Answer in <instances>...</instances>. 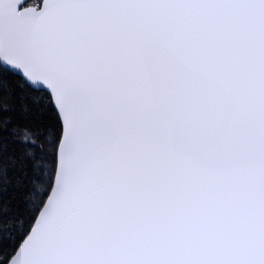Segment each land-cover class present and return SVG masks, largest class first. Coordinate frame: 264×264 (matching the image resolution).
Instances as JSON below:
<instances>
[{"label":"snow or ice","instance_id":"1","mask_svg":"<svg viewBox=\"0 0 264 264\" xmlns=\"http://www.w3.org/2000/svg\"><path fill=\"white\" fill-rule=\"evenodd\" d=\"M0 264H264V0H0Z\"/></svg>","mask_w":264,"mask_h":264}]
</instances>
